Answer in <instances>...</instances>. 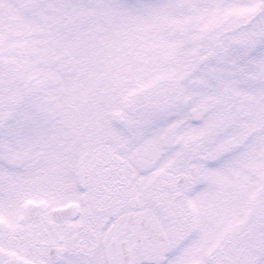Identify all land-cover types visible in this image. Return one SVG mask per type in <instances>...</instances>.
<instances>
[{
    "label": "snow or ice",
    "instance_id": "snow-or-ice-1",
    "mask_svg": "<svg viewBox=\"0 0 264 264\" xmlns=\"http://www.w3.org/2000/svg\"><path fill=\"white\" fill-rule=\"evenodd\" d=\"M0 264H264V0H0Z\"/></svg>",
    "mask_w": 264,
    "mask_h": 264
}]
</instances>
